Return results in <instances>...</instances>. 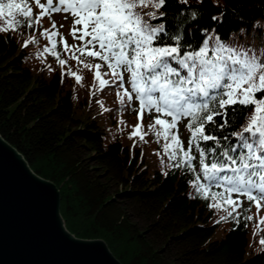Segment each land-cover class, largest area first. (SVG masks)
Segmentation results:
<instances>
[{
    "label": "trees",
    "instance_id": "1",
    "mask_svg": "<svg viewBox=\"0 0 264 264\" xmlns=\"http://www.w3.org/2000/svg\"><path fill=\"white\" fill-rule=\"evenodd\" d=\"M8 2L13 1L5 0ZM26 2L35 19L42 10L36 2ZM57 2L54 0L53 6ZM17 3L23 6L25 0ZM18 13L15 8L3 9L0 27L7 28L14 22L13 14L19 18ZM160 13L162 18L150 22L163 23L169 37L181 36L182 54L198 51L208 40L209 48L222 42L264 62V0H165L158 17ZM73 22V16L63 11L43 16L40 24L31 28L21 19L16 30L0 31V137L35 175L58 189L66 229L81 239H102L120 264H264V223L245 219L252 217V203L240 199L241 206L236 207L219 198L203 199L193 184L196 176L204 182L199 152L193 146L195 172L187 166L175 167L176 161L164 151L166 141L161 137L157 142L149 129L157 113L143 115L146 140H140V134L133 137L131 124L141 120L135 94L131 101L124 96V89L132 91L129 73H123L121 88L103 61L86 53L81 56L75 49L84 41L71 34L67 40L59 30L65 25L72 29ZM53 23V31L59 33L55 51L66 61L64 65L46 50L52 42L44 30L52 29ZM81 34L78 31L76 36ZM61 38L67 41L68 51ZM166 42L175 43L171 39ZM73 53L79 60L72 58ZM80 61L101 64L99 72L109 84L101 88L97 69L85 68ZM77 75L83 78L80 82ZM90 86L96 95L88 92ZM118 93L126 98L123 103L115 96ZM251 114L249 110L247 116ZM229 117V127L211 132L220 137L217 156L221 147L237 142L230 133L242 131L247 123L244 113L233 115L230 109ZM215 119L217 125L223 122L220 117ZM189 120L182 122L183 130L178 127L181 135L189 131ZM170 138L168 143H172ZM189 139L185 143L179 138L185 150ZM200 146L205 149V163L210 164L213 156L207 149L215 142L201 141ZM160 152L163 157L156 155ZM224 191V187L211 189ZM213 203L221 206L209 207ZM223 223H228L229 229Z\"/></svg>",
    "mask_w": 264,
    "mask_h": 264
},
{
    "label": "snow or ice",
    "instance_id": "2",
    "mask_svg": "<svg viewBox=\"0 0 264 264\" xmlns=\"http://www.w3.org/2000/svg\"><path fill=\"white\" fill-rule=\"evenodd\" d=\"M35 2L42 11L33 19L26 0L23 6L0 0V12L5 8L19 10V18L13 14L14 22L9 23L7 28L0 27V31L16 30L21 19L31 28L34 24H40L45 15L51 16L60 11L70 13L74 18L71 35L84 41L75 50L81 56L86 53L103 61L112 76L120 81L121 88L123 73H129L132 91L124 89V96L131 101L135 94L140 105L138 118L141 120L140 124L134 126L132 135L140 134L143 140L146 134L143 133L142 125L144 113H157L149 129L154 132L157 142L161 137L166 141L164 151L169 159L176 161L175 167L187 166L195 172L192 163L195 157L191 155L193 146L199 152L204 182H200V177L196 176L193 184L203 199L216 201L219 198L239 207L242 203L239 196L243 195L258 209L261 207L264 201V62L259 57L222 42L209 48L208 40L198 51H184L182 54L179 43L182 37H169L163 23L153 25L150 22L163 17V13L158 17L157 12L164 6L165 0H58L55 6L54 0ZM145 8L152 10L145 12ZM76 25L83 27L77 29ZM53 29H56L55 23L52 29L44 30L52 42L51 49L46 50L59 59L55 51V37L59 33ZM78 31L82 33L79 37L76 36ZM86 37L91 39L86 40ZM61 39L65 51H68L67 41ZM168 39L175 43H167ZM216 40L219 38L216 37ZM89 47L93 50H88ZM72 58L79 60L75 53ZM59 63L64 65L66 61L59 59ZM80 63L85 68L97 69L96 79L101 88L109 84V81L100 78L98 70L101 64ZM76 79L80 82L83 78L77 75ZM257 94H260L259 97ZM123 102L124 97L121 96ZM230 109L233 115L244 113L247 123L242 131L230 133L237 142L221 147L217 156L220 137L211 132L230 126ZM249 110L251 116H247ZM162 117H171V121ZM216 117H220L223 122L217 125ZM182 118H190L186 125L191 133L187 150L178 135L171 131ZM169 137L172 143L167 142ZM223 139L227 141L228 135ZM201 141L215 142V146L207 149V154L213 156L210 164L205 163L206 153L200 146ZM229 172L231 175L227 174ZM225 185L224 192H211L212 188ZM206 191L210 195L205 194ZM233 193L237 195L236 200L231 198ZM220 206L218 203L209 205ZM245 219L250 220L252 217L246 216ZM261 243L264 244V240Z\"/></svg>",
    "mask_w": 264,
    "mask_h": 264
},
{
    "label": "water",
    "instance_id": "3",
    "mask_svg": "<svg viewBox=\"0 0 264 264\" xmlns=\"http://www.w3.org/2000/svg\"><path fill=\"white\" fill-rule=\"evenodd\" d=\"M0 264H120L102 239L64 226L60 193L0 137Z\"/></svg>",
    "mask_w": 264,
    "mask_h": 264
},
{
    "label": "rangeland",
    "instance_id": "4",
    "mask_svg": "<svg viewBox=\"0 0 264 264\" xmlns=\"http://www.w3.org/2000/svg\"><path fill=\"white\" fill-rule=\"evenodd\" d=\"M215 2H217L218 0H214ZM59 30H61V32L65 35V37H66V39L67 40H69V38H70V34H71V30L72 29H69V27H67L66 25L65 26H63L61 29H59ZM95 60V59H94ZM97 62V61H96ZM92 65H96V64H94V63H92ZM99 71V70H98ZM100 73V72H99ZM101 74V73H100ZM109 74H111V70L109 69ZM112 75V74H111ZM101 79H104L105 77L104 76H101L100 77ZM92 89H93V87H89V90H90V93H91V91H92ZM114 91H116L115 89H113ZM93 92V91H92ZM121 95V94H120ZM115 95V96H118L119 97V99H121V96H123V95ZM124 97V96H123ZM126 100V98L124 97V101ZM134 126H136V125H138V123H136V124H133ZM143 133H146L145 135H144V138L145 139H143V141L144 140H146V136H147V132H145V131H143ZM148 140H150L149 138H148ZM156 155L158 156V157H163L164 156V152H160V153H156ZM25 161V160H24ZM26 162V161H25ZM29 167V166H28ZM29 169H30V167H29ZM31 170V169H30ZM32 171V170H31ZM264 213V207H262V208H260V210L257 212V210H255L254 212H253V214H254V218L255 219H257L258 217H260L261 216V214H263ZM65 226V225H64ZM222 226L224 227V228H226V229H229V226H228V223H223L222 224ZM68 231V230H67ZM70 234H72L70 231H68ZM75 238H77V239H81V238H78V237H76L74 234H72ZM223 235V233H221V236ZM106 244V243H105ZM250 249V248H249Z\"/></svg>",
    "mask_w": 264,
    "mask_h": 264
},
{
    "label": "bare ground",
    "instance_id": "5",
    "mask_svg": "<svg viewBox=\"0 0 264 264\" xmlns=\"http://www.w3.org/2000/svg\"><path fill=\"white\" fill-rule=\"evenodd\" d=\"M210 37H211V36H210ZM212 39H213V38H212ZM248 40H249V39H248ZM248 40L246 39L245 42L248 41ZM251 40H253V39H251ZM254 40H255V39H254ZM254 40H253V41H254ZM235 42H236V41H235ZM235 42H234V43H235ZM240 42H241V40H239V43H240ZM242 42H243V41H242ZM242 42H241V46H242ZM239 43L236 42L235 45L237 46ZM254 43L257 44V40H255ZM258 43H259V42H258ZM244 45H245V43H244ZM244 45H243V46H244ZM245 48H247V46H246ZM93 84H94V82L92 81V86H93ZM75 85H76V84H75ZM94 86H95V84H94ZM94 86H93V87H94ZM90 88H91V86H90ZM94 91H96V90H94ZM88 92L90 93V90H89ZM91 93H95V92H92V91H91ZM95 95H96V93H95ZM95 95L93 94L92 97H94ZM89 96H90V95H89ZM94 98H95V97H94ZM135 119H136V117H135ZM142 122H143L142 124H144V120H143V119H142ZM135 124H136V120H135ZM150 124H151V123H150ZM182 124H183V123H182ZM131 125H133V124H131ZM144 127H145V126H144ZM182 127H183V125H182ZM145 128H147V127H145ZM145 128H144V129H145ZM180 129H181V128H180ZM180 129H179V130H180ZM133 131H134V130H133ZM133 131H132V133H133ZM143 131H144V130H143ZM182 132H183V131H182ZM189 133H190V132H189ZM149 135H150V134H149ZM147 136H148V135H147ZM147 136H146V137H147ZM150 136H151V135H150ZM133 137H134V136H133ZM135 137H139V136L136 135ZM152 137H153V136H152ZM139 138H140V137H139ZM144 139H145V138H144ZM152 139H153V138H152ZM135 140H136V139H135ZM135 140H133V141H135ZM140 140H141V139H140ZM133 141H132L131 144H133ZM154 141H155V140H154ZM154 141H153V143H154ZM154 144H156V142H155Z\"/></svg>",
    "mask_w": 264,
    "mask_h": 264
}]
</instances>
